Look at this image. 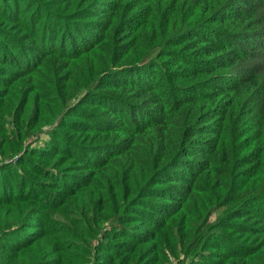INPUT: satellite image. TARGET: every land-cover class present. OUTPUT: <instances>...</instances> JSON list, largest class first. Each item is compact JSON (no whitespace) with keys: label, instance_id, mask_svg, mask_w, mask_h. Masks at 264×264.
I'll return each instance as SVG.
<instances>
[{"label":"trees","instance_id":"1","mask_svg":"<svg viewBox=\"0 0 264 264\" xmlns=\"http://www.w3.org/2000/svg\"><path fill=\"white\" fill-rule=\"evenodd\" d=\"M41 1L0 10V89L60 91L45 144L0 159V264H64L55 185L125 226L110 256L170 226L208 264H264V0Z\"/></svg>","mask_w":264,"mask_h":264},{"label":"rangeland","instance_id":"2","mask_svg":"<svg viewBox=\"0 0 264 264\" xmlns=\"http://www.w3.org/2000/svg\"><path fill=\"white\" fill-rule=\"evenodd\" d=\"M9 2L17 3L20 7V12L24 16L29 17V20H32V15L35 13L37 7L34 3L35 0H0V10L3 11V7ZM255 61L263 63L264 57H261V59L257 58ZM15 84H17L19 89L25 88L28 85L22 80L15 82ZM7 89L9 88L0 89V159L2 161H15L18 159V156L26 154L30 146H43L42 144H45V141L48 139L45 131L57 126L58 122L56 121L60 118V115H54L56 111L55 108L52 110L51 103L53 102L52 99L60 91L51 93L43 90L42 93L45 92L44 95L48 94L51 96L45 100L46 97L39 92V89H35L32 85L28 87L27 92L24 94L26 100L22 99L21 102H13L12 98L8 99L11 93L8 95L6 93ZM78 95L74 93L69 95L71 97L69 107L79 102ZM19 102L20 104H17ZM87 103L89 106L91 105V103ZM87 103L84 104L86 105ZM53 104L55 105L54 102ZM41 107L43 110L40 112L39 108ZM51 117L58 119L50 123L48 119ZM42 120L46 122L42 125V129L44 130L41 132V136L38 137L40 133L36 132L34 133L35 135L27 136L26 133L33 132ZM70 133H72V130H70ZM36 137L39 139L37 140ZM17 148L21 149V151H17L18 153L14 151ZM30 156L35 159L38 158L36 154H31ZM41 178L46 182L48 180L44 177ZM58 182L55 184L61 185L60 181ZM65 182L67 185H71L69 178H65ZM52 192L59 194L61 200L59 199L58 205L50 207V215L56 219L57 223L53 225L52 222H49L48 226H51L53 232L54 226L59 235L63 234L58 240L60 242V249H58L59 255L57 254L56 256L64 264H131L138 257L144 262L143 264H189L188 262L191 259H194L196 264H208L206 255L209 251L211 252L214 246L205 244L201 246L200 251L187 252V250H184L185 247L179 245L178 240L175 241L177 237L172 233L174 228L170 229V226L162 229L158 238L140 241L137 244L134 243L132 249L130 247L118 256H110L108 251H103L104 245L100 244L101 240L99 238L101 236L99 232L102 228L104 231V236L102 237L107 238L109 240L108 243L118 244L120 242H117V238L112 234L114 230L112 226H115L116 231L123 230L125 226L110 223L109 219L111 217L108 218L109 213L105 210H97L92 207L84 195L78 197L77 195H65L63 189L58 185L48 186L46 194H52ZM47 209L49 208L47 207ZM218 212L220 210L210 215L209 220L211 223L216 220ZM169 233H172V237L169 236ZM68 234H78L79 237L77 239H69ZM62 240L71 241L72 245L66 246V242ZM204 240H206V237ZM103 243L107 245V241Z\"/></svg>","mask_w":264,"mask_h":264}]
</instances>
